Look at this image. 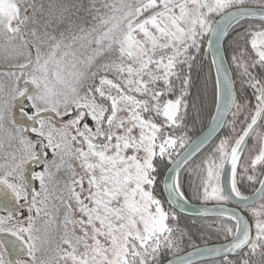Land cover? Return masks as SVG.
<instances>
[{
	"label": "snow or ice",
	"instance_id": "snow-or-ice-1",
	"mask_svg": "<svg viewBox=\"0 0 264 264\" xmlns=\"http://www.w3.org/2000/svg\"><path fill=\"white\" fill-rule=\"evenodd\" d=\"M0 264H264V0H0Z\"/></svg>",
	"mask_w": 264,
	"mask_h": 264
},
{
	"label": "trees",
	"instance_id": "trees-1",
	"mask_svg": "<svg viewBox=\"0 0 264 264\" xmlns=\"http://www.w3.org/2000/svg\"><path fill=\"white\" fill-rule=\"evenodd\" d=\"M198 129H199V126H198ZM197 133H193V137H195ZM187 183V182H186ZM192 203H199L197 201H192ZM213 219H216L215 217H209L208 218V221L211 222V220ZM183 222L185 224H188V225H192V224H197V223H201L202 222V219L201 218H189V217H185L183 216Z\"/></svg>",
	"mask_w": 264,
	"mask_h": 264
},
{
	"label": "water",
	"instance_id": "water-1",
	"mask_svg": "<svg viewBox=\"0 0 264 264\" xmlns=\"http://www.w3.org/2000/svg\"><path fill=\"white\" fill-rule=\"evenodd\" d=\"M194 206H198L199 205V203H192ZM209 207H212L213 205L212 204H209L208 205ZM233 207H234V205H233ZM182 216H185V217H189V218H201V217H199L197 214H196V212L195 211H189V212H187V213H183L182 214Z\"/></svg>",
	"mask_w": 264,
	"mask_h": 264
},
{
	"label": "flooded vegetation",
	"instance_id": "flooded-vegetation-1",
	"mask_svg": "<svg viewBox=\"0 0 264 264\" xmlns=\"http://www.w3.org/2000/svg\"><path fill=\"white\" fill-rule=\"evenodd\" d=\"M246 190V189H245ZM247 191V190H246ZM211 204V203H210ZM230 206H233V205H230Z\"/></svg>",
	"mask_w": 264,
	"mask_h": 264
}]
</instances>
